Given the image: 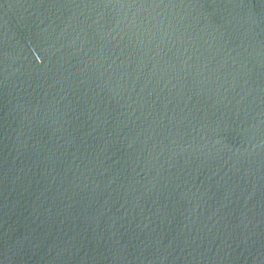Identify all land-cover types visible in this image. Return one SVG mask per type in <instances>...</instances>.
Returning a JSON list of instances; mask_svg holds the SVG:
<instances>
[{
    "label": "water",
    "instance_id": "obj_1",
    "mask_svg": "<svg viewBox=\"0 0 264 264\" xmlns=\"http://www.w3.org/2000/svg\"><path fill=\"white\" fill-rule=\"evenodd\" d=\"M264 151V0H0V264H152Z\"/></svg>",
    "mask_w": 264,
    "mask_h": 264
}]
</instances>
